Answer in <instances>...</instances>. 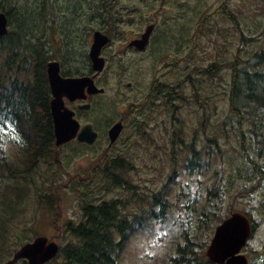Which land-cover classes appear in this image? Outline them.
Listing matches in <instances>:
<instances>
[{
  "label": "rangeland",
  "instance_id": "rangeland-1",
  "mask_svg": "<svg viewBox=\"0 0 264 264\" xmlns=\"http://www.w3.org/2000/svg\"><path fill=\"white\" fill-rule=\"evenodd\" d=\"M55 1L62 24L59 25L68 32L65 35L68 47L62 40L58 43L57 33L54 34L56 44L62 52L69 51L66 59L73 66L81 68L72 54L77 52L83 60L84 48L81 46L87 29L93 25L89 21L94 19L93 11L85 18L71 17L67 21L64 9H68V2L72 4L73 1ZM201 2L209 3L208 13L222 4L228 5L240 20V28L225 16L214 18L209 25L199 28L197 24L189 23L191 6L196 7ZM15 5L14 0H8L9 8ZM32 6L22 11L39 14ZM114 12L124 22L114 30L115 40L103 52L108 63L99 83L106 89V94L97 99L107 104L144 101V117L139 123L131 124L129 132L132 135L127 144L121 143L109 152L110 162H105L106 152L100 145L88 150L75 142L60 147L53 162H43L32 174V179L40 187L39 191L50 193L38 203L36 187L30 186L27 201L18 207L21 211L13 214L12 222L8 223L7 249H12L19 239H23L25 245L39 236H46L63 248L75 241L66 227L82 222L86 202L118 200L124 205L128 218L145 217L143 229L128 241L120 258L121 264H168V256L174 253L177 241H173L171 231L163 224L171 225L177 218L185 217L187 199L181 194L182 189L192 186L200 192V200H205L206 187L215 182L217 170L222 176L233 170L240 171L236 178L241 174L248 176L247 190L235 194V199L240 195L251 196L237 202L227 197L217 211L225 215L234 206L236 211L251 209L252 218L259 224L243 253L247 255L253 249H261L264 245V212L260 210V204L264 190L256 187L252 191V186L264 180V172L258 173L254 167L264 168V162H246V159L264 160V126L256 133L251 123L252 115L248 113L243 115V120L232 115L234 122L230 119V67L224 66L213 77L207 76L204 69L215 62H232L239 54L245 62L243 66L252 71H264V62L256 66L246 64L256 53L264 51V0H116ZM128 19L133 22H127ZM149 23L158 25L152 48L144 54L124 53L120 49L122 44L127 45L134 33L144 32ZM23 27L25 30L40 28L37 17L27 18ZM91 42L87 46L88 52ZM128 82L134 84V90L127 87ZM154 83L165 88L157 98L149 97ZM111 108L106 109L107 117ZM6 142L9 158L15 160L17 146L14 141ZM194 149L199 152L197 158L200 157V161L211 163L208 174L200 173L194 177L186 174L184 165L189 162ZM221 152L223 157L219 156ZM116 159L124 161L123 167L111 169V161ZM106 172L121 179L120 185L112 184V176ZM190 180L194 182L190 183ZM7 185L21 187L22 182L16 184L4 180L0 186L1 199ZM154 192L164 193L168 199L170 212L163 221L151 216ZM4 207L2 205L1 209ZM196 210L199 213L200 209ZM137 225H140L138 218ZM198 225L193 224L195 232ZM50 264L68 263L60 257Z\"/></svg>",
  "mask_w": 264,
  "mask_h": 264
},
{
  "label": "trees",
  "instance_id": "trees-1",
  "mask_svg": "<svg viewBox=\"0 0 264 264\" xmlns=\"http://www.w3.org/2000/svg\"><path fill=\"white\" fill-rule=\"evenodd\" d=\"M14 1L16 2L14 8H9L8 0H0V12L8 16L12 26L7 36L0 37V186L4 180L14 181L16 184L22 182V185L21 187L7 185L2 190L4 198H0V264H6L24 245L23 239H19L12 249H7L6 238L9 234L7 228L8 223L12 222L13 214L21 211L17 210L18 207L27 201L30 186L36 187L38 203L50 193L39 191L40 187L32 179V174L40 165L54 161L57 152L50 113L52 97L47 64L52 60L59 61L63 64V74L67 76L90 74L93 70L87 46L92 32L104 33L110 28H112L110 31L114 32L113 26L118 19L117 13L114 12L116 0H85L76 4L73 3L77 0H72V4L68 2L69 8L64 9L67 21L71 17L85 18L92 11L94 16V19H89L93 25L87 29L88 32L83 38L84 42L81 46L84 48L82 49L83 60L77 52L72 54L81 67L78 68L66 59L69 51L62 52L54 38V34L57 33L58 43L62 40L68 47L65 37L68 32L66 28L59 25L61 21L55 5L56 1ZM29 6L39 10V14L36 11L28 14L22 11ZM208 8V2H201L196 7L192 5L188 22L197 24L199 28L201 25H209L214 18L225 16L232 20L237 28H240V20L228 5L222 4L211 13L207 12ZM34 16L37 17L40 28L25 30L23 26L27 18ZM243 38L247 41L245 36ZM77 56L79 59H76ZM263 62L264 51L256 53L246 64L256 66ZM243 63L245 62L237 54L232 62H215L205 68L204 73L213 77L220 73L224 66L230 67L232 71L228 94L230 119L234 122L233 116L243 120V115L248 113L252 115V125L256 129H262L264 126V71H252L243 66ZM153 88V98H157L165 90L159 83H155ZM6 140L8 143L14 141L17 146L15 160L9 158ZM192 153L189 162L184 165L186 174L192 177L200 173L208 174L211 163L205 160L200 161V157L197 158L199 152L195 149ZM223 155V152L219 154L220 157ZM123 163V160L116 159L111 164V169H120ZM254 167L256 172H264V168ZM237 172L240 171L233 170L226 176H222L221 171H215V182L207 185L205 200H200V192L193 190L192 186L185 188L186 190L182 189L181 194L187 199L185 217L177 218L171 225L163 224L164 228L171 231L173 241H177L174 253L168 256V264H215L206 257V249L213 238L211 236L215 231L214 227L222 223L234 211H241L247 215L256 230L259 223L252 218L251 209L236 211L234 209L237 208L234 206V209L231 207L225 215L217 211L227 197L235 199V194L247 190L248 176L241 174L239 178H236ZM106 174L112 176L114 173L106 172ZM111 180L114 185H120L122 181L115 176H112ZM191 182L194 181L190 180ZM252 182H254L253 179ZM256 187L264 190V180L253 184L252 191ZM250 196V194L240 195L236 197L235 202ZM2 205L5 207L1 209ZM123 207L122 202L118 200L86 202L83 205L82 222L69 224L66 227L75 241L69 242L63 248L60 247L57 257L52 261L61 257L68 264H121L120 258L131 236L143 229L141 225H145L144 215L130 219ZM157 208L159 211L156 210ZM169 209L167 196L164 193L154 192L150 205L151 216L163 221L169 214ZM196 209H200L199 213ZM260 210L264 212V199L260 204ZM137 218L140 225H137ZM197 223H199L198 231L195 232L193 224ZM247 257L249 264H264V245L261 249L249 251ZM19 263L27 264L25 260Z\"/></svg>",
  "mask_w": 264,
  "mask_h": 264
},
{
  "label": "water",
  "instance_id": "water-1",
  "mask_svg": "<svg viewBox=\"0 0 264 264\" xmlns=\"http://www.w3.org/2000/svg\"><path fill=\"white\" fill-rule=\"evenodd\" d=\"M153 31L149 26L141 40L132 41L130 46L140 50L146 48L147 40ZM9 34V18L0 12V37ZM110 38L101 31L93 33V42L89 50V58L93 76L63 77L61 64L52 60L47 64V76L51 91L50 113L53 122L56 148L69 144L77 139L80 143L93 145L97 141V133L88 125L81 130L75 112L65 105V99L74 102L78 99L86 100L87 96L105 93L104 88H99L95 79L105 70L106 59L102 56V50L108 45ZM90 105L81 106L82 110H88ZM123 125L115 124L109 131L111 144H114ZM255 230L248 216L242 212H233L231 216L220 223L215 231L210 244L206 249V257L215 264H249L248 257L243 250L248 245ZM60 246L46 236L37 237L32 243L23 245L6 264H18L25 260L27 264H47L57 257Z\"/></svg>",
  "mask_w": 264,
  "mask_h": 264
},
{
  "label": "flooded vegetation",
  "instance_id": "flooded-vegetation-1",
  "mask_svg": "<svg viewBox=\"0 0 264 264\" xmlns=\"http://www.w3.org/2000/svg\"><path fill=\"white\" fill-rule=\"evenodd\" d=\"M80 1H82V0H77L78 3H80ZM120 22H124V19H122L121 16H118V19L116 20V23L113 26L114 30L120 28V26H119ZM127 22L132 23L133 20L128 19ZM149 26H153V31H152L149 39L147 40L146 48L143 50H140L135 46H130V43L132 41L141 40L143 38V35L146 33V30ZM11 29H12V26H11L10 20H9V33L11 32ZM111 29L112 28H110V30ZM110 30L104 32L110 38V42L108 43V45L106 47L103 48L102 55H103L105 48L110 46L115 40L114 36L112 35L113 32H111ZM157 30H158V25L156 23H149L146 26L144 32L134 33L133 36L131 38H129L128 44L127 45L122 44L120 49L125 51L124 53H131L132 52L131 54H133V53L144 54V53L148 52L152 48V45L155 41ZM90 42H91V38H90ZM92 42H93V36H92ZM92 42H91V44H92ZM107 63L108 62L106 59V65H107ZM61 75L63 77H72V76H67V75L63 74V64H61ZM87 75L93 76V75H95V72L92 71L90 74H87ZM100 75L96 76L95 83L99 88H103L99 83ZM73 77H75V76H73ZM154 85H155V83L152 84L150 87V93L151 94H149V97H152V98H153V93H154V88H153ZM127 87H129L131 90L135 89L134 84L132 82H128ZM105 94H106V89H105V93H103V94H97V95H93V96L88 95L86 100L78 99L74 102H71L68 99H65V105H66V107H68L69 109H71L75 112V118L78 120V122L81 126V130L84 127L90 125V126H92L93 131L97 133V141L93 145H87L84 143H80L77 139L73 140L69 144L75 142V143H77V145L83 146V147L87 148L88 150L92 149L95 146L100 145L101 150L102 151L105 150V152H106L105 162H110V161H108V158H107L110 155L109 152H113L115 150V147L121 143L127 144L126 141L129 140L131 135H132V133L129 132V130L131 128V124L139 123L142 120V118L144 117V115H142V113L144 114V109H145L144 105L145 104H144V101H139V102H133L132 101L131 103L125 102V103H121V104L119 101H116L114 103L107 104L106 102L99 101L97 99V98H101V97L105 96ZM147 101H148V99L146 100L145 103H147ZM84 105H90V108L88 110H82L81 106H84ZM110 106H112V108L110 110L111 114H110V116L107 117L105 112H106V109H108ZM117 123H121L123 125V129H122L117 141L114 144H111L110 137H109V131ZM256 130H257L256 133H259L261 131V129H256ZM69 144H65V145H69ZM55 145H56V143H55ZM65 145H63L61 148H65L66 147ZM61 148L57 149L56 156H58V150ZM118 160H120V159H118ZM114 161L115 160H113L111 162H114ZM246 162H264V160L263 159H251L250 158V159H246Z\"/></svg>",
  "mask_w": 264,
  "mask_h": 264
}]
</instances>
